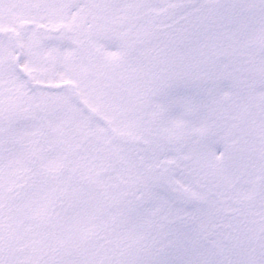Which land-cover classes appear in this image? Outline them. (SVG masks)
Segmentation results:
<instances>
[{
	"label": "snow or ice",
	"instance_id": "snow-or-ice-1",
	"mask_svg": "<svg viewBox=\"0 0 264 264\" xmlns=\"http://www.w3.org/2000/svg\"><path fill=\"white\" fill-rule=\"evenodd\" d=\"M0 264H264V0H0Z\"/></svg>",
	"mask_w": 264,
	"mask_h": 264
}]
</instances>
